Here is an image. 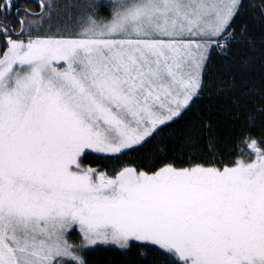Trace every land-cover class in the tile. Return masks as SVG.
<instances>
[{
  "label": "snow or ice",
  "instance_id": "6c2138e0",
  "mask_svg": "<svg viewBox=\"0 0 264 264\" xmlns=\"http://www.w3.org/2000/svg\"><path fill=\"white\" fill-rule=\"evenodd\" d=\"M0 264H264V0H0Z\"/></svg>",
  "mask_w": 264,
  "mask_h": 264
}]
</instances>
